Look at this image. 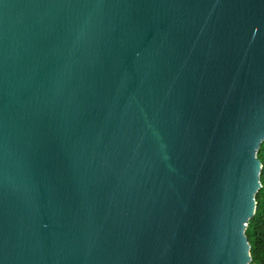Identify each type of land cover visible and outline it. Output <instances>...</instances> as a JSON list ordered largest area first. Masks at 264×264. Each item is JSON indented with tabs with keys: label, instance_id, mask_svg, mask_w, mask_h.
<instances>
[{
	"label": "water",
	"instance_id": "obj_1",
	"mask_svg": "<svg viewBox=\"0 0 264 264\" xmlns=\"http://www.w3.org/2000/svg\"><path fill=\"white\" fill-rule=\"evenodd\" d=\"M264 0H0V264H251Z\"/></svg>",
	"mask_w": 264,
	"mask_h": 264
},
{
	"label": "trees",
	"instance_id": "obj_2",
	"mask_svg": "<svg viewBox=\"0 0 264 264\" xmlns=\"http://www.w3.org/2000/svg\"><path fill=\"white\" fill-rule=\"evenodd\" d=\"M262 168L260 173L261 188L255 195L256 209L250 219L246 236L250 244L251 264H264V142L257 153Z\"/></svg>",
	"mask_w": 264,
	"mask_h": 264
}]
</instances>
